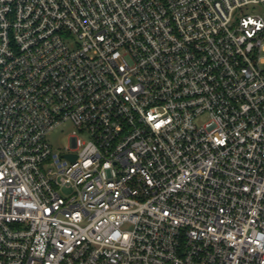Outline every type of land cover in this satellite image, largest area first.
Instances as JSON below:
<instances>
[{
	"label": "built area",
	"instance_id": "1",
	"mask_svg": "<svg viewBox=\"0 0 264 264\" xmlns=\"http://www.w3.org/2000/svg\"><path fill=\"white\" fill-rule=\"evenodd\" d=\"M262 52L264 0H0V264H264Z\"/></svg>",
	"mask_w": 264,
	"mask_h": 264
},
{
	"label": "rangeland",
	"instance_id": "2",
	"mask_svg": "<svg viewBox=\"0 0 264 264\" xmlns=\"http://www.w3.org/2000/svg\"><path fill=\"white\" fill-rule=\"evenodd\" d=\"M260 10L261 8L257 7V11ZM261 55L264 56V52H262ZM262 67H264V63H262ZM205 119L206 115H201L195 119V123H203ZM70 135H77L82 140L87 138L86 132L81 131V129L70 120H63L60 122L46 133L45 138L49 143L52 152L62 154L63 152L70 150Z\"/></svg>",
	"mask_w": 264,
	"mask_h": 264
},
{
	"label": "water",
	"instance_id": "3",
	"mask_svg": "<svg viewBox=\"0 0 264 264\" xmlns=\"http://www.w3.org/2000/svg\"><path fill=\"white\" fill-rule=\"evenodd\" d=\"M65 156L71 158V159H74L75 158V155L74 154H65Z\"/></svg>",
	"mask_w": 264,
	"mask_h": 264
}]
</instances>
